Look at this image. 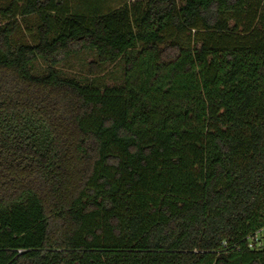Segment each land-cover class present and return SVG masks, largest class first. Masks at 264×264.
Segmentation results:
<instances>
[{
    "label": "trees",
    "instance_id": "16d2710c",
    "mask_svg": "<svg viewBox=\"0 0 264 264\" xmlns=\"http://www.w3.org/2000/svg\"><path fill=\"white\" fill-rule=\"evenodd\" d=\"M0 17V264H264V0H7ZM84 49L94 73L123 58V83L61 76Z\"/></svg>",
    "mask_w": 264,
    "mask_h": 264
},
{
    "label": "rangeland",
    "instance_id": "374dc122",
    "mask_svg": "<svg viewBox=\"0 0 264 264\" xmlns=\"http://www.w3.org/2000/svg\"><path fill=\"white\" fill-rule=\"evenodd\" d=\"M86 0H73L74 5L83 6ZM127 1L129 4H134L142 0H93V3H101L103 8H114ZM7 0H0V3H5ZM88 2V1H87ZM86 2V3H87ZM183 0H179L181 4ZM22 25V29L19 31L18 40L26 41L30 43L36 42V29L39 25V17L36 14L19 17ZM4 21L0 17V24ZM172 40V39H170ZM170 40L161 46L164 50V56L166 59L174 57L178 50L175 47H167ZM97 60V54L90 49H84L78 53L73 54L66 60L58 64L57 68L63 77L75 78L83 83H90L100 88L104 86L118 85L124 81L125 60L123 58L117 60L114 63H103L100 65L97 72H92V63ZM33 72L35 74H43L47 71V65L42 60H37L32 65ZM264 240V233H263Z\"/></svg>",
    "mask_w": 264,
    "mask_h": 264
},
{
    "label": "built area",
    "instance_id": "2783aa9c",
    "mask_svg": "<svg viewBox=\"0 0 264 264\" xmlns=\"http://www.w3.org/2000/svg\"><path fill=\"white\" fill-rule=\"evenodd\" d=\"M256 245H261L260 232H257L250 237V247L253 248Z\"/></svg>",
    "mask_w": 264,
    "mask_h": 264
}]
</instances>
